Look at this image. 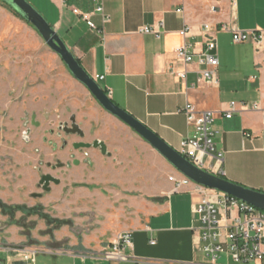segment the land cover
I'll return each instance as SVG.
<instances>
[{"label":"crops","instance_id":"obj_1","mask_svg":"<svg viewBox=\"0 0 264 264\" xmlns=\"http://www.w3.org/2000/svg\"><path fill=\"white\" fill-rule=\"evenodd\" d=\"M27 1L91 77L111 92L115 104L176 150L194 131L179 109L191 103L200 111H214L212 140L223 153L224 179L264 192V48L234 43L231 33L216 32L219 66L214 83L199 80L203 65L185 64L176 54L185 43L195 52L205 50L201 33L206 22L219 26L235 20L241 30L264 29V0H102L104 15L95 12L97 0ZM0 14L11 23L1 22L0 15V201L42 205L43 212L72 222L56 228L38 214H9L0 208V262L51 264L48 256L60 255L66 258L62 264H211L195 243L201 223L194 213L200 196L190 193L193 186L174 190L169 177L181 173L95 98L99 113L120 134L109 129L103 133L101 127L93 135L90 119L76 115L69 119L75 118L83 136L53 132L52 111L48 114L39 104L31 62L11 51L18 42L15 27L43 38L1 1ZM143 26L160 30L161 37L139 33ZM184 71L186 79L178 75ZM231 101L237 110L227 118L222 111ZM96 139L106 144L105 155L100 148L72 146ZM58 160L61 167L55 168ZM44 173L60 180L49 191L39 186ZM123 231L131 232L133 247L126 254L133 258H100ZM14 247L39 251L29 260ZM248 264H264V259Z\"/></svg>","mask_w":264,"mask_h":264},{"label":"built area","instance_id":"obj_2","mask_svg":"<svg viewBox=\"0 0 264 264\" xmlns=\"http://www.w3.org/2000/svg\"><path fill=\"white\" fill-rule=\"evenodd\" d=\"M96 7V11L104 15L102 0ZM178 11H181L178 10ZM78 13V10H74ZM87 20L91 28H96L87 14L82 15ZM163 25V23H161ZM223 31L231 33L232 42L244 43L250 42L257 49L264 48V29L241 30L238 28L235 20L214 26L211 23H204L202 35L205 40V50L195 52L190 48V44H183L177 47L176 54L185 62V64L197 62L203 65L199 74V80L209 83L217 82V69L219 66L218 42L216 32ZM139 33H152L157 38L161 37L162 32L153 26H143ZM185 33V32H184ZM186 72L178 75L186 79ZM98 78V77H97ZM97 80V79H96ZM108 91V90H106ZM107 94L111 97V92ZM258 109V104L253 105ZM237 110V103L231 101L228 108L222 111L223 115L231 118L234 111ZM179 112L186 115L187 121L194 127L193 134L181 140L178 152L191 161L196 167L207 170L215 175L223 177L225 172L222 168L223 153L216 151L214 147V117L212 110L200 111L191 103H187L179 109ZM175 186L174 190H180L182 187L193 186L190 193H196L200 196L199 201L193 205L194 213L199 220L201 227L196 237L195 243L199 250H202L206 256L210 257L211 264H217L220 257L225 256L226 261H232L235 264H248L252 261L264 259V211L256 208L253 204H248L239 200L226 192H220L197 184L183 174L180 177H169ZM130 231H123L117 235L111 248L106 249L100 258L109 261H129L133 257L126 254V250L133 247ZM15 250V249H14ZM22 253L25 259H31L36 254L33 251L16 249ZM0 264H4L0 262Z\"/></svg>","mask_w":264,"mask_h":264},{"label":"water","instance_id":"obj_3","mask_svg":"<svg viewBox=\"0 0 264 264\" xmlns=\"http://www.w3.org/2000/svg\"><path fill=\"white\" fill-rule=\"evenodd\" d=\"M1 2L9 5L13 10L19 13L25 21L30 23L38 31L48 47L60 56L72 76L91 92L94 98L98 101V104H100L106 111L114 115V117L119 118L126 125L131 127V129H133L144 139V141L148 142L154 149H156L160 155L165 157V159H167V161H169L181 174L185 175L197 184H201L220 192H226L227 194L247 202L248 204H253L256 208L264 211V192L240 185L208 172L207 170L196 167L186 157L179 154L178 150L164 141L156 132L149 129L147 125L138 120L135 116H132V114H129L128 111L118 104H115L112 98L105 93V91H103V88L98 81L92 78L81 65L75 54L71 52L67 44L60 38L54 27L51 26L48 20L40 14L41 12H39L29 1L1 0ZM71 121V126H65L63 132L83 136V132L76 123L75 118L72 117ZM73 145L77 149L90 147L100 148L104 155L107 153L106 144L99 140H95L93 143L81 141L78 142V144L75 143ZM51 182L58 184L60 180L51 174H44L40 181L45 190H49L48 185H50Z\"/></svg>","mask_w":264,"mask_h":264},{"label":"rangeland","instance_id":"obj_4","mask_svg":"<svg viewBox=\"0 0 264 264\" xmlns=\"http://www.w3.org/2000/svg\"><path fill=\"white\" fill-rule=\"evenodd\" d=\"M1 7H2V4H1ZM1 22H4L8 26L9 24H11L8 21V19L4 17L3 15H1ZM15 28L17 29V32H18L17 33L18 36H16L17 38L16 40L18 42L16 41L13 42L14 45L11 51H13V55H18L17 59L22 60L23 57H25L26 61L31 62L32 67L34 68V71L37 74V78H36L37 92L36 93H38L39 104L41 103L40 106H43V107L45 106L44 111L49 110V112H47L48 114L50 113V111H52L51 119H53L52 123L54 125L53 132L60 133V134H67L63 132L64 131L63 129L65 126H69V127L71 126L72 121L69 119V117H71L72 115H76V116H79V118H81L82 120L85 119L87 121L88 119H90V122L92 123L91 131L93 135L96 132L99 133V130H101V127H103L102 128L103 133H104V129L106 130L109 129L114 134L115 133L120 134V130L114 129L113 125L108 123L106 119L103 117V114L99 113V111L97 110V107H100V106L97 104V101L81 84H79V82L76 79L72 77L70 72L67 70L66 66H64V63L60 59V57L54 53H49V49L47 48L44 41L41 40L40 37L35 39L33 32H30L29 30H26L23 27H21L22 29L21 28L18 29L17 27ZM29 55L34 56V57L29 58L28 57ZM24 62L25 60L22 61V64H24ZM86 123L84 122L85 126H87ZM103 135L104 134L101 133V136ZM96 140H99V139H96ZM93 142L94 141L86 142V143H93ZM75 143L78 144V142H75ZM72 146L74 147L73 144ZM56 147L57 146H55V148ZM81 149H84V148H81ZM60 162L61 160H58V163L54 165L55 168L61 167L59 164ZM38 195L40 196L41 194L38 193ZM22 205L26 206L27 209L35 208V207H28L25 204H22ZM10 206H19V205H10ZM36 207H40L41 212L45 210V208L42 205L41 206L38 205ZM16 211H22L26 213L23 210H16ZM55 219L64 220L60 218H55ZM64 221H66V223L64 224H68L69 222H71L70 220L68 221L64 220ZM52 225L56 228H59L63 224H61L60 226H57L54 224ZM23 226H24V229H28L26 224L25 225L23 224ZM14 248L15 250L22 249V248H17V247H14ZM37 251L39 250L34 249V252L37 253ZM47 260L51 264L66 263L65 262L66 258L60 255H57L55 257L52 255L48 256ZM218 263L225 264L226 263L225 256L220 257V259H218Z\"/></svg>","mask_w":264,"mask_h":264},{"label":"trees","instance_id":"obj_5","mask_svg":"<svg viewBox=\"0 0 264 264\" xmlns=\"http://www.w3.org/2000/svg\"><path fill=\"white\" fill-rule=\"evenodd\" d=\"M1 1V0H0ZM9 6V5H8ZM10 7V6H9ZM11 8V7H10ZM12 9V8H11ZM13 10V9H12ZM15 11V10H13ZM16 15H19V13H17L15 11ZM21 16V15H19ZM78 61L80 62V60L78 59ZM81 63V62H80ZM103 91H105V93H107L108 91H106V89H103ZM224 178V177H223ZM0 206H1V209L3 212H7V211H16V210H23L25 211L26 213H29V214H35V213H39L41 214V216H43L44 218H47V220L49 221H54V225H57V226H60L61 224H64L66 223V221L64 220H59V219H55V218H52L50 217L49 215L45 214V213H42L41 212V209L40 207H35V208H28L26 206H23V205H19V206H10V205H7L6 203H4L3 201H0Z\"/></svg>","mask_w":264,"mask_h":264},{"label":"flooded vegetation","instance_id":"obj_6","mask_svg":"<svg viewBox=\"0 0 264 264\" xmlns=\"http://www.w3.org/2000/svg\"><path fill=\"white\" fill-rule=\"evenodd\" d=\"M44 174H50V173H44ZM44 174H43V175H44ZM43 175H42V176H43ZM51 175H52V174H51ZM52 176H53V175H52ZM41 178H42V177H41ZM40 181H41V179H40ZM51 183H53V182H51ZM51 183H50V185H51ZM39 184H40L39 186H41L42 189L45 190V189L43 188L42 184H41V183H39ZM48 186H49V185H48ZM49 190H50V186H49ZM49 190H45V191H49ZM34 196L36 197V196H39V195H38V194H35ZM14 212H15V211H13V212H12V211H7L6 213L14 214ZM42 213H44V212H42ZM35 214H38L39 216H41V214H39V213H35ZM45 214H46V213H45ZM47 215H48V214H47ZM49 216L52 217L51 215H49ZM41 217H43V216H41ZM43 218H44V217H43ZM52 218H54V217H52ZM45 219H47V218H45ZM48 221H49V220H48ZM49 222L52 223V224H54V221H49Z\"/></svg>","mask_w":264,"mask_h":264}]
</instances>
